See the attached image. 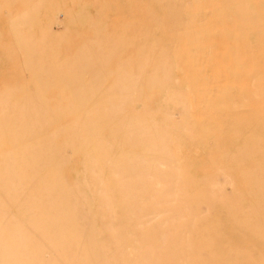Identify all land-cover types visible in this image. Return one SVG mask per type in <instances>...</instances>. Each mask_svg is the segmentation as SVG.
I'll use <instances>...</instances> for the list:
<instances>
[{
    "label": "rangeland",
    "instance_id": "obj_1",
    "mask_svg": "<svg viewBox=\"0 0 264 264\" xmlns=\"http://www.w3.org/2000/svg\"><path fill=\"white\" fill-rule=\"evenodd\" d=\"M228 2L0 0V264H264V54Z\"/></svg>",
    "mask_w": 264,
    "mask_h": 264
},
{
    "label": "crops",
    "instance_id": "obj_2",
    "mask_svg": "<svg viewBox=\"0 0 264 264\" xmlns=\"http://www.w3.org/2000/svg\"><path fill=\"white\" fill-rule=\"evenodd\" d=\"M228 1L224 11L238 19L236 21L238 25H234L233 28L250 32L251 43L248 44H251L250 54L254 60V56L264 54V0ZM216 12L221 13L223 9L218 11L216 9Z\"/></svg>",
    "mask_w": 264,
    "mask_h": 264
},
{
    "label": "bare ground",
    "instance_id": "obj_3",
    "mask_svg": "<svg viewBox=\"0 0 264 264\" xmlns=\"http://www.w3.org/2000/svg\"><path fill=\"white\" fill-rule=\"evenodd\" d=\"M43 259V258H42ZM44 260H46V259H44ZM44 260H43V263H44Z\"/></svg>",
    "mask_w": 264,
    "mask_h": 264
}]
</instances>
